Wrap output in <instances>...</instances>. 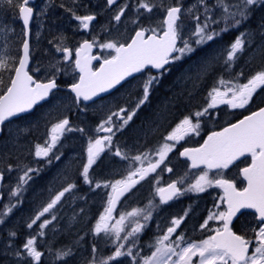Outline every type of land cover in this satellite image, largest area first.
I'll return each instance as SVG.
<instances>
[{"label":"rangeland","instance_id":"1","mask_svg":"<svg viewBox=\"0 0 264 264\" xmlns=\"http://www.w3.org/2000/svg\"><path fill=\"white\" fill-rule=\"evenodd\" d=\"M99 1L100 0H40L36 3L35 7L33 5L34 3L31 5L34 9L35 15L31 25L32 61L30 64V72L34 76L42 80H48L58 76L65 78L71 77L70 72L72 64L66 60V53L61 49H71L70 47L78 41L76 32L80 27L81 22L77 20L76 17L94 14L93 10H95L96 6L100 4ZM139 1L124 0L122 7L127 5V8L124 11V15L121 17L122 20H135V15H137L138 18L143 19V17L140 16L138 12L135 13V6H139L141 2H144V0ZM164 2V0H151V4H155L156 6H160ZM173 2L175 3L176 1L173 0ZM90 3L92 7H90ZM185 3L186 8H188L189 6L195 4L196 0H185ZM208 3L211 5L213 0H208ZM165 5L166 7L168 6L166 3ZM120 8L121 7L116 10L115 15ZM99 9L104 11L105 16L109 15L110 19H113L114 14L111 7H108L106 4H104ZM0 11H3L5 18H8L7 20H0V56L10 57V64L13 62H17L18 64L21 45L23 43L25 33L24 27L20 20L18 7L15 5V3L13 5H9L8 3L2 4L1 2ZM199 14L201 16V20H203V6H200ZM219 15V9H215L213 18L216 19L219 17ZM60 16H66L70 24L65 27L57 26L56 21L60 18ZM16 19L19 21L20 27L22 29L20 51L19 41H13L14 46L11 48V51L3 50L2 40L9 36L7 34L9 29L11 32L12 28L16 26L18 27ZM78 22H80V24H78ZM247 22L250 23V25H246V23H244L239 28H233L227 32H223L215 39L211 40L210 44L208 41L207 43L197 45L195 43L196 37L191 35L195 30L196 21L192 17L184 15L182 19L183 28L181 30V35L183 36L184 40L189 41L194 51L185 54L181 59L172 63L173 67L171 70V82L177 80L175 82L176 84L173 85L180 84L178 80L179 78H182L183 80L188 79V81L185 80L182 82V85L178 90L176 88L171 89V91H173V95L170 99L175 100V102L170 101V103L174 106L172 109H170V111H172V121H177L179 124L184 119L182 117H185L189 114L192 109L183 107H185V105H191V101H202L203 107L200 112H204V108L212 102L209 93L213 87L219 86L218 81L221 78H223L225 81H232L233 85L244 84L247 83L248 79H250L256 73L264 71V53L261 51V46H264V35H261V25H264V4L253 8L250 13V18L247 20ZM212 27L216 31H219L220 28L223 27V22L220 24H215ZM130 31L131 29H129V27L123 29L124 42L130 40V33L132 32ZM241 32L248 33V35L245 37L246 40H248V37L253 34L255 35L256 40L253 41V36L249 38V41H251L249 46L251 45V47L245 45V51L242 54H239V58L235 60V62L229 68L227 65H225L227 50ZM216 39H218V41H215ZM184 60H186V64L183 67L182 72L177 75V72L182 67ZM190 63L191 66L188 68ZM243 67H246V69L244 70ZM57 69H59V71H57ZM241 72L243 75H240ZM8 74L9 72L3 73V83L0 84V88L5 83L6 75ZM167 87L168 86L160 88V90L157 91L155 95L154 101L157 108H155L154 111V121L151 126H147L148 128L146 129L145 133L149 132L153 134V131L155 130L154 123L156 120L161 119L160 117L167 112V106L161 104L164 99H167L166 97H163L164 93L162 92ZM220 91H226V87L220 86ZM193 93L195 95V99H191ZM182 94H186V96L184 98H179L182 96ZM228 98H231L230 92L228 93ZM263 103L264 86H261L257 88L251 101L243 108H232L229 104L220 103V114L216 116L217 120L216 122L214 121V123L212 122V118L207 116L204 112L202 117L200 116L198 119H194L193 121L194 124L197 123V121L199 122V129L197 132H190V134L195 135L197 136V139H200V137H203L208 132L202 133V130L206 128L203 123L217 126L218 129V127H223L230 121L239 118L241 112L247 110L250 106V109L252 110ZM176 105L179 107L175 108ZM76 109L81 111L80 105H75L73 99L68 93L55 92L54 96L46 104H43L35 111L14 119L6 124L5 132L0 138V172L4 171V180L1 187V190H3V200L0 207V213H5L6 208L11 205L15 206L12 207V211L10 213L0 215V219H3L4 221L2 224H0V255L8 253L15 254L17 251L22 252V250H24L22 246L29 238H35L37 249L39 248V245L41 246L44 244H46L49 248H52V246L55 245V237H60L62 238L59 242L60 248L56 250L57 258H52L53 264H78L82 261L90 264L93 255H95L97 259L100 257L107 258L115 251L116 243L122 242L123 239L118 242L115 241L114 234L105 235L102 232L99 234V237L96 233L94 234L95 238L93 239L91 246H81L79 247L80 249L69 247V245H73L74 242L76 244L80 238L84 237L83 231L87 228L86 225L84 228L81 227L78 229L76 232L77 235L75 237L72 233H70V227L73 219L70 216L69 205L72 202H77L78 193L75 196H72L73 198H68L66 192L61 200L53 207V209H51L50 212L45 213V215L42 216L40 220L36 222V224H33L32 228L27 226L39 214V212L42 211L45 206H47V204L51 201V199L54 198L56 194H58L60 191H63V189L67 187L66 185L68 184V181H70L71 169L73 168L74 164V162H70V156H73V159L76 161L75 169H79L78 164L82 163V161H80L82 156L78 149L82 147H89V143L83 141L80 137H77L78 135H81V129L86 130V135H81L82 138H88L89 135L94 137V139H98L97 137L100 136L98 135V129L100 125L103 124V122L109 115H111V113L118 111L114 108L108 109L105 105H101L98 106V111L92 112L91 115L87 114L86 116L82 117L79 115L77 117L75 111ZM182 110L185 111V113H183ZM129 112H131V110L130 108H127V111L123 113V115L126 117ZM83 113L86 112L83 111ZM176 115L177 120L174 119ZM191 116H194V114H191ZM63 119H68V127H70L72 130H66L62 135H60L59 140L52 148V151L49 153L48 157L35 156L36 146H47L45 142L50 140L52 135L51 129L53 125L57 124ZM133 120L134 115L128 123L132 124ZM76 122L78 124H76ZM134 122L135 124L137 123V121ZM112 123L113 125H118L119 123H122V121H119L117 117L113 116ZM128 125L129 124L126 126ZM144 128L145 127H142L140 124L136 125L135 136H137L138 133ZM123 129H125V127ZM138 129H140V131ZM119 130L120 129L117 127L113 128V134L110 135L114 140L117 137V142L111 143L110 145L105 142L106 145L104 150L100 153L96 163L93 164L89 169V174L91 176L90 180L92 181L89 188L91 190L96 189L97 191L102 189V194L100 195L101 198H91L92 200L90 204L100 203L104 205L105 208H107L108 200L112 196V188L110 186L106 187L105 185H108L107 183L110 178L114 180L121 176H109L116 171V167H113L112 163H108L106 165V161H104L106 156L114 154L115 159H120V156L115 155L116 150L119 149L122 153L129 157L127 160L121 158V160L117 163L118 166L123 165L121 169L124 177L121 180H125L129 172L133 171L134 169L140 167L147 168L149 166V161L156 163L160 159L159 155L155 156L154 152L143 149V147H138V144L131 146V148L136 147L135 151L131 150V143L130 141L128 142V135L125 139L126 134H118ZM128 132L129 135L132 136L134 130H128ZM106 135L107 134H104L102 136L104 137ZM77 140L80 142H78V148L76 149V147L72 146V144L76 145L77 142L75 141ZM145 153H148L147 158H144ZM167 154L169 155L170 151ZM137 155L142 157L143 164H141L140 161H134L131 159ZM56 156H59V159H55ZM174 163L179 164L178 161H175ZM9 165H11V169H9ZM26 168L37 169L38 171L29 173V175L32 177L31 180H29L27 184L22 185V190L18 195H12V193L16 192V186L19 183V177L23 175V171ZM117 169H119V167ZM205 172L207 171L200 172L198 174V179ZM238 172L239 167L232 169L231 171L227 172V174L233 179H236L238 178ZM40 175L42 176L40 177ZM34 176L35 178L39 179L35 180ZM134 179H139V177H134ZM97 183L100 184V187H96ZM114 183L115 181H113V184ZM142 185V193L136 200L135 187H132L129 191H126L123 194V203H120L117 208V210L121 211L122 214L119 216L117 215V219H113V221L109 223V227H114L116 226L117 221H119L120 216L125 215L124 231L120 233L121 237H124L127 232L131 231V229L135 227L134 221H137L139 216H142V219L138 221L141 224L146 223L147 227L151 219L154 217V214H169V212L178 210L173 209V207L169 209H167L168 207L162 209L160 204L156 202L143 200L145 197H152L157 183L153 182L152 180H145ZM212 187L213 185L206 186L205 189L209 190ZM149 205H151L152 216L149 221L145 222L143 216L149 210ZM188 206L189 205H186V207ZM136 209L144 211L140 212V214L135 217L126 215L127 213H131ZM53 215L55 216L54 220H52ZM168 216L172 220L177 218V216L170 214ZM46 219L51 220L52 222L43 229L39 228L40 223ZM215 220L216 219L208 220V218H206L204 220V225L205 221H207V224L203 228L211 224L208 227V230L212 229ZM163 221L164 220L155 221V226H157V229L165 230L167 228L166 223ZM244 221L246 229L245 236L253 238V233L250 231V229L254 227L258 228V220H256L255 216L249 214L244 219ZM93 222L94 220L91 221V224ZM4 232L6 233L4 234ZM13 232L16 234L15 236L10 235ZM41 232L43 235L39 234ZM165 232L161 233V235H163ZM139 234L140 233L137 234L135 239ZM208 234H210V232ZM208 234H199L198 237H189L188 242L199 243L201 240L207 239L210 236ZM174 239H176V236ZM132 240L133 237H130L127 241L123 240L122 243L125 244V250L132 246ZM72 242L73 244H71ZM9 244H13V247L9 248ZM94 244L97 245V251H95V253H93V246L96 248V245ZM19 247H21L20 250ZM68 250H71V254L69 256L62 259L58 258V253ZM132 251L134 255H136L138 252L136 264H142L139 257H146L150 255L151 252L154 251V248L147 249L133 247ZM7 257L8 255L0 257L1 261L5 260L4 264H8ZM19 258L20 256L16 258L15 262L14 259H11L13 261L12 264H17ZM176 259V257H173V260ZM198 260V257H194L193 264H198ZM116 261L117 264H133L131 257H121ZM83 262L81 264H84Z\"/></svg>","mask_w":264,"mask_h":264},{"label":"snow or ice","instance_id":"2","mask_svg":"<svg viewBox=\"0 0 264 264\" xmlns=\"http://www.w3.org/2000/svg\"><path fill=\"white\" fill-rule=\"evenodd\" d=\"M108 4L115 3V0H107ZM9 5L18 7V12L23 16V23L28 25L30 18L33 14L32 7H28L29 0H7ZM264 4V0H213L209 5L208 0H196V3L184 8L181 0H177L174 6H169L166 9V17L163 21L165 30L162 36L156 34L155 29H141L135 34V39L132 40L127 46L116 43H105L101 47L114 49L115 55L111 59H106L98 71H93L91 67V60L95 57L87 55L96 43L84 41L77 52L78 59L75 61L76 68L82 74L79 77V82L71 85V90L76 94L77 99L90 100L100 92L107 91L120 83L125 77L133 73L142 72L145 69L154 68L159 71L156 76H149L143 82V95L138 101L136 108L138 109L143 104L149 95V91L154 83H159L160 76L168 71L165 67L170 63L181 59L185 54L191 53L194 49L188 40L181 37V30L183 24L181 21V14L192 17L196 21L195 30L191 34L196 37L195 43L201 45L215 39L223 32H227L233 28H239L242 24L246 23L250 18V13L254 7ZM200 6H203V20L200 16ZM152 5L144 0L139 4V8L152 12ZM127 5L119 9L114 16L116 21H120L124 15ZM219 9L220 15L214 19V10ZM77 20L81 22L83 28L87 29L89 23L95 19L92 15L77 16ZM223 22V27L216 31L212 26ZM261 35H264V25H261ZM152 32V35L145 39L146 32ZM247 32H241L234 42L227 50L225 65L229 68L239 58V54L245 51L246 41L245 37ZM180 40L182 47H177V41ZM65 52L67 48L61 49ZM261 51L264 53V46H261ZM178 53V55H173ZM83 54V55H81ZM10 57L0 56V84L3 83L2 73H14L10 79V86L7 87L3 95H0V126L4 125L5 121L20 113L28 112L39 101L44 100L49 93L57 87L55 78L50 79L47 83H38L34 81L33 76L29 75L27 69L29 60V43L27 40L23 43V58L17 62L9 63ZM59 71V69H57ZM240 75H243L241 72ZM217 87H213L209 96L211 97V104L209 107H215L217 103L229 104L232 108H243L252 99L253 94L258 87L264 86V71H260L248 79L247 83L235 84L232 81H225L221 78L218 81ZM220 86H225L226 91H220ZM231 93V98H228V93ZM127 109L121 108L117 112L111 113L107 119L100 125L98 131L113 133V128L117 127L122 129L135 115V109L128 113L125 117L122 114ZM207 112V109H204ZM204 112H195V117H200ZM118 118V125H113L112 117ZM68 119H63L57 124L53 125L51 129V137L46 141L47 146H36L35 156L48 157L52 148L56 145L60 135L64 131H71L68 127ZM200 125L199 122L193 123L191 117H185L171 133L166 137V141H179L182 140L188 133L197 132ZM0 131L3 128L0 127ZM81 131H83L81 129ZM198 134V133H197ZM112 136L106 135L103 138L95 139L89 142L87 164L83 167L82 176L86 183H92L89 179V169L96 163L100 153L104 150L105 142L111 144ZM172 145L165 142L160 148L157 149V154L160 159L156 163L149 161L147 168L140 167L129 172L125 180L116 181L114 184L105 185L112 188V196L108 200V207L105 208L104 214L100 217V222L95 226V233L99 235L114 234L115 241L121 239L127 241L130 237H136L146 227L138 220L134 221L135 227L127 232L124 237L120 233L124 231L125 215H121L116 226L109 227V221L112 219V213L115 205L120 196L126 191H129L140 180L146 178L150 172H155L156 169L164 162L167 153L171 151ZM245 153H250L252 162L250 167L243 169V174L247 180V187L242 191L237 190L235 184L229 180L217 179L215 181L208 178L207 172L197 179L195 184L189 186L185 191L203 192L206 186H216L224 189L225 197L227 199V211L213 213L208 216V220L217 219L223 221V227L215 229V235L209 236L207 239L201 240L199 243L188 242L185 240L183 234L176 236L173 240L172 236L177 232V228L182 223L183 217L175 218L171 221V226L167 227L166 232L155 238V244L149 245L154 248V251L146 257H139L142 264H193V258L198 257V264H264V108L252 115L245 117L237 124H233L229 128H225L222 132H213L212 135L204 142L201 148L185 149L182 155L189 156L192 160V167H198L199 164H205L209 169H225L228 168L235 160L244 156ZM116 156L122 159H129V157L122 153L119 149L115 152ZM148 157V153L144 154V158ZM55 159H59L56 156ZM134 161H140L143 164L142 157L137 155L131 158ZM50 162V161H49ZM11 169V165H9ZM38 171L37 169L26 168L23 175L19 177V183L16 186V192L12 195H18L22 190V185L27 184L31 180L29 173ZM167 171L171 172L172 169L168 168ZM139 179H134V177ZM4 178L3 173L0 172V181ZM183 184V179L177 182L170 183L167 188H158L157 192L161 197V203H167L169 200L181 195V189L177 184ZM74 184H69L67 187L54 196L53 199L45 206L42 211L29 223L27 226L32 228L38 220L45 213L50 212L51 209L61 200L66 192H70L74 188ZM96 187H100L97 183ZM11 205L6 208L5 213L12 211ZM241 209H254L258 216V228L250 229L253 233V238L246 239L244 235H238L230 227L232 218ZM144 210L136 209L127 216L135 217ZM187 215V213H185ZM152 216L151 205L149 210L143 216L145 222L149 221ZM55 216H52V220ZM4 221L0 219V224ZM51 220H44L40 223L39 228L43 229L50 224ZM207 221H205L206 226ZM43 235V233H39ZM10 235L15 236L13 232ZM137 239L132 240V246L125 250L124 243H116L115 251L107 258L100 257L99 259L93 255L90 264H110L111 261H116L121 257H131L133 264H136L138 252L133 254L132 248L137 247ZM185 245V246H181ZM26 250L27 256L31 257L37 264H39L43 253L36 247L35 238L27 239L26 243L22 246ZM252 247L253 251L249 253V248ZM96 249L93 246V253ZM18 257L22 255L21 251L15 253ZM71 254V250L58 253V258H65ZM176 257V260H173Z\"/></svg>","mask_w":264,"mask_h":264},{"label":"flooded vegetation","instance_id":"3","mask_svg":"<svg viewBox=\"0 0 264 264\" xmlns=\"http://www.w3.org/2000/svg\"><path fill=\"white\" fill-rule=\"evenodd\" d=\"M40 0H35L32 4L34 7L36 6V3ZM139 1V0H138ZM154 1H159V0H154ZM165 2L162 3L160 6L153 7L152 12H147L146 10L139 8V6H135V13L138 12L140 16L143 17V19H140L135 15V20H120L116 21L113 17V19H110L109 15L105 16V13L103 10H100L99 8L102 7L104 4L106 6L111 7L113 14L115 16V12L119 7H122L124 0H115V3L109 5L107 0H100V4L96 6V9L93 10L94 14L92 16L95 17L93 21L89 23V26L87 29L83 28L81 25L77 29V39L78 41L72 45L68 49V52L66 53V60L72 64L71 65V77H54L57 79V82L59 83V88L56 92H64L68 93L69 96L73 99L75 105L79 106L81 108V111L76 109V115L77 117L80 115L86 116L87 114H92L94 111H98V106L105 105L106 108L111 109L114 108L115 110H120L121 108L127 109L130 108L132 111L135 109V115H134V120L133 123H128V126H125V129H120L118 134L124 133L125 139L128 135V142L130 141L131 145L138 144V147H143V149L150 150L154 152V155L157 156V149L160 148L165 142L169 143L172 145L170 154L166 156L165 163H161L160 166L156 169L155 172H150L145 179L140 180L139 183L135 184V200L140 197V194L142 193L143 190V182L145 180H152L153 182H156L157 185L154 188L153 195L151 198H143V200H149L152 202H156L160 204V207L162 209H169L173 207V209H178L177 211H172L169 212L170 215L177 216V218L183 217L182 223L177 228V232L173 234L172 239H174L175 236L179 234H183L185 237V240L188 241L189 237H198L200 235H207L209 232L210 234L208 235H214L215 234V229L222 228L223 227V221L221 220H215L213 228L208 230V227L211 225L209 224L207 227L203 228L204 226V220L208 218L210 214L213 213H218V212H224L227 211V206L225 204V196H224V191L221 187H218L213 183V187L209 190H204L203 192H195V191H185L186 189L189 188L190 185L195 184L197 179H198V174L202 171H207L209 179L215 181L217 179H224V180H229L233 182L236 186L237 189H243L246 186V181L243 178L241 172L242 169L245 168L246 166L249 165L251 161V156H245L244 158H241L237 160L236 162L232 163L229 165L228 168L225 169H209L207 166H200L197 168H193L191 166L190 161L187 158H184L182 156V152L185 149H194L200 147L204 143L205 137L213 131H217L221 129L222 127L213 126L209 125L206 123H203V125L206 127L204 130H202V133H206L203 137H200V139H197V136L192 135L188 133L182 140L177 141H166L165 137L173 131V129L176 128L178 125L177 121H172V109L174 106L170 103V101L175 102V100H172L173 91L171 89L176 88L177 90L179 87L182 85V82L188 79H182L179 78V85H173L176 84L175 82L177 80H174L171 82V70H172V63L169 65H166L165 67L168 69V71L164 72L162 76L159 78V83H154L153 86L151 87L148 95V99L140 105V107L137 109L136 105L138 101L142 98L143 95V82L149 78V76H156L158 75L159 71H155L154 68H149L145 69L142 72L138 74H133L129 78H126L125 80H121L120 83L116 84L114 87L108 89L107 91L101 92L97 94L96 96L92 97L90 100H83V98L77 99L76 94L71 90V85L74 83H77L79 81L80 73L78 72L76 68V51L78 48L81 46V43L84 41H89L90 43L93 42L95 39L96 43L93 46V52L91 54L92 57H95V59L92 62V69L93 71L99 70L101 65H103L104 61L106 59H111L112 56L115 55V50L114 49H108L101 47V45L105 43H116L117 45L120 44H127L130 40L124 42L123 38V29L126 27H129L131 29V37L130 39L134 36V34L137 31H140L141 29H155L156 34L158 36H162L163 32L165 30V25L163 23L165 17H166V9L169 6H174L177 3H174L173 0H164ZM140 2V1H139ZM148 3L151 4V0H147ZM183 7L186 8V3L185 0H181ZM73 3V1H72ZM165 3L168 5L166 7ZM90 7L91 3H90ZM156 13V14H155ZM184 17V14L182 12L181 14V23L182 19ZM80 24V22H78ZM246 25H250V23L246 22ZM152 35V32L148 31L145 34V38L148 36ZM254 35V34H253ZM182 39L183 36L181 35ZM255 38V35H254ZM246 40V39H245ZM81 41V42H80ZM215 41H218L216 39ZM249 41V40H246ZM211 41H209V44ZM79 44V45H78ZM182 43L180 40L177 41V47H181ZM246 46H249V43H246ZM173 55H178V53H173ZM182 67L179 69L177 72V75H179L182 72L183 67L186 64V60L183 61ZM224 65V64H223ZM191 66V63L189 64L188 68ZM245 70L246 67H243ZM163 71V70H160ZM170 77V78H169ZM168 86L165 88L162 92L164 93L163 97H166L167 99H164V101L161 104H164L167 106V112L163 116H161L159 120H156L154 123L155 125V130L152 133H145L146 129L148 128L147 126H151L153 121H154V111L156 105H155V95L157 91L160 90V88ZM54 96V94H53ZM52 96V97H53ZM186 94H182L181 97L179 98H184ZM203 96V94H202ZM178 98V100H179ZM191 99H195V95L193 93ZM188 101V100H187ZM186 101V102H187ZM191 105H185L183 108H191L192 110L189 112L188 115L185 117H191L192 120L198 119L199 117L191 116V114H194L197 111L202 110V101L196 100V101H191ZM219 104L215 107H209L206 106L204 109H207L206 115L212 118V122H216V116L220 114V108ZM179 106L176 105L175 108H178ZM251 107V106H250ZM250 107L241 112V115H245L249 112H251ZM38 108V107H37ZM36 108V109H37ZM86 113H83V111ZM142 112V113H140ZM183 113L185 111L182 110ZM123 115V114H122ZM102 116V115H99ZM124 116V115H123ZM76 117V118H77ZM182 117V118H185ZM202 117V116H201ZM215 117V118H214ZM239 117V118H240ZM156 118V117H155ZM177 120V115L174 118ZM238 119V118H237ZM134 121H137L135 124ZM234 122V120H233ZM76 124H78L76 122ZM140 124L142 127H145L142 131L138 129L140 132L138 133L137 136H135V126ZM84 130V129H82ZM128 130H134V133L129 135ZM81 135H86V130L80 131ZM104 134H113V133H106L103 131H99L98 135H100L97 138H103L102 135ZM147 134V135H146ZM81 135H78L77 137H80L83 141H86L89 143L90 141H95L94 137L89 136L88 138H82ZM124 139V140H125ZM74 141V140H73ZM77 142L75 146L76 149L78 148V142L79 140L75 141ZM117 142V137L115 140L112 138L111 143H116ZM124 142V141H123ZM106 145V144H105ZM136 147H132L131 150L135 151ZM81 153L82 158L80 161L82 163L78 164L79 169H75L76 167V161L73 159V156H70V162H74L73 168L71 169V176H70V181H68V186L69 184H74L75 187L72 188L70 192H67L66 195L68 198H73L72 196H75L78 193V200L76 203L72 202L69 207H70V216L72 217L73 221L71 223V229L70 233L73 234L75 237L77 235V230L80 229L81 227H85L87 225V228L84 229L83 231V238H80L79 241L75 244L73 242L69 245L70 248H78L81 246H91L93 243V239L95 238V226L100 220L101 215L104 214L105 207L104 205L100 203L96 204H90L91 200L93 197H98L101 198L100 195L102 194V189L99 191L91 190L89 187L91 186L90 183H86L84 180V177L82 176V171L83 167L87 164V159H88V147H82L78 149ZM120 159H115L114 154H110L109 156H106L104 158V161H106V165L108 163H112L113 167H116V171L112 173L109 176H115L117 177L118 175H121L117 179H109L108 180V185L113 184V181H119L123 179L124 174L122 173L121 166H118L117 163L120 161ZM175 161H178L179 164L174 163ZM70 165V164H69ZM240 165V166H239ZM136 166V165H135ZM119 167V169H117ZM239 167V172H238V178L233 179L230 175L227 174V172L231 171L232 169H235ZM168 168H171L172 171L169 172L167 171ZM4 175V173H3ZM36 176V175H35ZM34 176V178H35ZM42 175H40L41 177ZM90 174H89V179H90ZM39 178H35L37 180ZM100 179V178H99ZM183 179V184H177V187L181 189V195L174 197L172 200L168 201L167 203H161V197L159 193L157 192L158 188H167L170 183L177 182L178 180ZM74 192V193H71ZM3 194V190H2ZM92 198V199H91ZM123 195L120 196L119 200L117 201L115 205V209L112 213V219L109 221L111 223L114 220L117 219V215L119 216L122 214L121 211H118V205L123 203ZM96 202V201H95ZM2 204V203H1ZM0 204V207H1ZM186 205H189L186 207ZM164 212V211H163ZM187 213V215H185ZM168 213H156L154 214V217L151 219L149 222L148 226L143 229V231L138 235L136 238L138 243L137 247L138 248H147V249H152V247H149V245L155 244V238L157 236H161V233L165 232L166 229L159 230L157 229V226H155V221L157 220H164L163 222L166 223L167 227L171 226V221L172 219L169 218ZM255 216L256 220H258V216L254 212H248L244 211L242 212L231 224V228L234 232H236L238 235H246V229H245V221L244 219L248 215ZM138 220L142 219V216H139L137 218ZM94 222L91 224V221ZM214 220V219H213ZM163 223V224H164ZM6 232H4L5 234ZM99 237V235H98ZM246 239L249 237L245 236ZM62 238L60 237H55V245L52 246V248H49L46 244L44 245H39L38 250L43 253L41 260L39 264H53V257L57 258V253L56 250H58L59 247V242L61 241ZM75 239V238H74ZM135 239V237H133ZM123 242V240H122ZM121 242V243H122ZM96 245V244H94ZM13 244H9V248H12ZM21 247H19V250ZM96 251H97V245H96ZM252 252V247L249 248V253ZM22 255L18 259L17 264H37L33 259L31 261V257L27 256V253L25 250H22ZM5 255H8L7 257V262L8 264H12L13 261L11 259H14V262L16 258L18 257L16 254L13 253H8V254H1L0 257H3ZM4 261H1L0 259V264H4ZM121 261V260H120ZM83 262V261H82ZM82 262L78 263L81 264ZM84 264H87L83 262ZM58 264V263H57ZM110 264H117V261L111 262Z\"/></svg>","mask_w":264,"mask_h":264},{"label":"water","instance_id":"4","mask_svg":"<svg viewBox=\"0 0 264 264\" xmlns=\"http://www.w3.org/2000/svg\"><path fill=\"white\" fill-rule=\"evenodd\" d=\"M34 0H29V3L30 2H33ZM28 7H31L29 4L27 5ZM33 9V8H32ZM33 17H34V10H33V14H32V17L30 18V20H29V23H28V25H25L24 23H23V16L20 14V20H21V22H22V24H23V26H24V28H25V39H24V41L25 40H27L28 41V43H29V60H28V65H27V71H28V73H29V75H32L30 72H29V66H30V63H31V56H30V49H31V24H32V20H33ZM136 34V33H135ZM133 39H135V35L133 36V38L129 41V43L128 44H130L131 42H132V40ZM145 39H147V38H145ZM24 41H23V43H24ZM89 42V41H88ZM23 43H22V47H21V56H20V59L21 58H23ZM84 43V42H83ZM82 43V44H83ZM81 44V45H82ZM128 44H126L125 46H127ZM81 47V46H80ZM80 47L78 48V50L80 49ZM78 50L76 51V56H77V59L79 58L78 57V55H77V52H78ZM92 52H93V47H92V49H91V51L89 52V53H87V55H89V56H91V54H92ZM81 55H83V54H81ZM92 57V56H91ZM19 59V60H20ZM76 59V60H77ZM93 60L94 59H92L91 60V65H92V62H93ZM17 66H18V64H17ZM77 70H78V72H79V69L77 68ZM155 71H160V70H157V69H154ZM98 71V70H97ZM80 73V72H79ZM140 73V72H139ZM134 74V73H133ZM132 74V75H133ZM135 74H138V73H135ZM80 75H82L81 73H80ZM132 75H130V76H132ZM13 76H14V74H13ZM12 76V77H13ZM33 76V75H32ZM130 76H127V77H125L123 80H125L126 78H129ZM33 79H34V81H36V82H38V83H47L49 80H47V81H41V80H37L34 76H33ZM56 80V79H55ZM79 82V81H78ZM77 82V83H78ZM56 84H57V81H56ZM9 86H10V84H9ZM59 87V85L57 84V87L55 88V89H57ZM55 89H53L52 91H54ZM52 91L49 93V95L44 99V100H41V101H39L36 105H34L33 106V108L31 109V110H29L28 112H25V113H20V114H18V115H16V116H14V117H11V118H9V120H7V121H5V123L6 122H8V121H10V120H12V119H14V118H16V117H19V116H21V115H23V114H26V113H29V112H31V111H33L34 110V108L37 106V105H39V104H42L43 102H45V101H47L49 98H50V95H51V93H52ZM101 93V92H100ZM4 94V93H3ZM2 94V95H3ZM99 94V93H98ZM261 108H264V106H262V107H260V108H258V109H256L255 111H253L252 113H250V114H248V115H246V116H244V117H242L240 120H238L237 122H235V123H233V124H237V123H239L241 120H243V119H245V117H247V116H250V115H252L254 112H258ZM4 123V124H5ZM233 124H230V125H228V126H226L225 128H229V127H231ZM0 127H2L3 128V125L2 126H0ZM224 128V129H225ZM224 129H222L221 131H217V132H222ZM2 132L3 131H0V136L2 135ZM210 135H212V133H210L208 136H207V138L205 139V141L208 139V137L210 136ZM204 141V142H205ZM204 144V143H203ZM203 144L200 146V147H198V148H201L202 146H203ZM194 149H197V148H194ZM185 151V150H184ZM183 151V152H184ZM182 152V153H183ZM250 153H245V155L244 156H247V155H249ZM251 155V154H250ZM183 157H187L190 161H191V163H192V160L190 159V157L189 156H185V155H182ZM244 156H241V157H244ZM240 157V158H241ZM238 160V159H237ZM237 160H235V161H237ZM234 161V162H235ZM199 166H206L205 164H199L198 165V167ZM251 166V164L249 165V166H247V167H250ZM246 168V167H245ZM213 169H215V168H213ZM244 169V168H243ZM243 169H242V176H243V178L245 179V177H244V174H243ZM246 180V179H245ZM3 181V180H2ZM2 181H0V191H1V184H2ZM247 187V180H246V186L244 187V188H246ZM243 188V189H244ZM223 189V188H222ZM243 189H237V190H243ZM224 190V189H223ZM226 198V197H225ZM172 200V199H171ZM0 201H1V193H0ZM170 201V200H169ZM225 204H226V206H227V208H228V205H227V199H226V201H225ZM244 211H252V212H255V210L254 209H241L240 210V212H238L235 216H233V218H232V222L242 213V212H244ZM232 224V223H231ZM231 226V225H230ZM215 235V234H214Z\"/></svg>","mask_w":264,"mask_h":264},{"label":"trees","instance_id":"5","mask_svg":"<svg viewBox=\"0 0 264 264\" xmlns=\"http://www.w3.org/2000/svg\"><path fill=\"white\" fill-rule=\"evenodd\" d=\"M6 1V0H5ZM5 1H0V3L2 2V4H7V1L5 2ZM17 17V16H16ZM65 18H66V16H64ZM8 18H5V16H4V13H3V11H0V20H7ZM67 19V18H66ZM16 21H17V24H18V27L16 26V27H14V28H12V31H11V33L13 34V35H11L10 36V34L11 33H9L10 32V29H9V31H8V34H9V36L6 38H4L3 40H2V49L3 50H9V51H11V48L14 46V44H13V41L14 42H18L19 41V51H20V43H21V40H22V29H21V27H20V24H19V21L16 19ZM55 22V21H54ZM66 22V21H65ZM56 25L57 26H59V27H65V26H67V23H65V24H62V22H61V19L59 18V19H57V21H56ZM14 30V31H13ZM13 36H15V37H13ZM11 39H10V38ZM57 37V36H56ZM9 40V42H7V40ZM5 40V41H4ZM256 39H253V41H255ZM2 76H3V73H2ZM11 76H12V73H9L8 75H6V81H5V83L3 84V86H1V88H0V95L6 90V87L8 86V84H9V82H10V79H11Z\"/></svg>","mask_w":264,"mask_h":264},{"label":"bare ground","instance_id":"6","mask_svg":"<svg viewBox=\"0 0 264 264\" xmlns=\"http://www.w3.org/2000/svg\"><path fill=\"white\" fill-rule=\"evenodd\" d=\"M12 15H13V14H12ZM8 16H9V15H8ZM9 17H10V16H9ZM61 17H62V16H60V19H61L62 24H65V23H66L65 21H67V26H68V25L70 24V23L68 22V20H67L65 17H62V18H61ZM253 18H254V17H253ZM253 20H254V19H253ZM7 22H8V21H7ZM9 22H10V21H9ZM13 31H14V30H13ZM9 33H11V32H9ZM7 34H8V33H7ZM7 34H6V35H7ZM8 35H9V34H8ZM8 35H7V36H8ZM11 35H13V34L11 33L10 36H11ZM258 36H259V35H258ZM258 36H257V37H258ZM13 37H15V36H13ZM57 37H58V36H57ZM9 38H10V37H9ZM55 38H56V37H55ZM10 39H11V38H10ZM255 39H256V38H255ZM6 40H7V39H6ZM4 41H5V40H4ZM7 42H9V40H7ZM2 173H4V171H3ZM1 189H2V188H1ZM0 193H1V202H2V200H3L2 190H1Z\"/></svg>","mask_w":264,"mask_h":264}]
</instances>
